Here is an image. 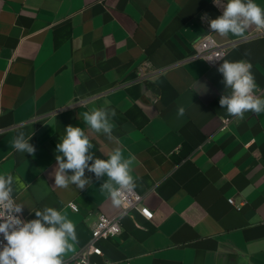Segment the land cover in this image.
Returning <instances> with one entry per match:
<instances>
[{
  "label": "crops",
  "instance_id": "crops-1",
  "mask_svg": "<svg viewBox=\"0 0 264 264\" xmlns=\"http://www.w3.org/2000/svg\"><path fill=\"white\" fill-rule=\"evenodd\" d=\"M205 13L222 9L212 0H0V175L19 179L24 220L53 207L76 226L62 258L88 240L98 213L120 209L100 189L106 176L85 170L84 189L54 185L56 145L72 125L96 157L120 148L134 158V190L152 212L130 209L120 232L98 241L93 264H264V111L229 116L218 72L225 60L251 63L264 98V30L220 36ZM205 33L228 44L212 65L188 57ZM101 107L116 112L115 140L84 123ZM19 132L34 154L12 148Z\"/></svg>",
  "mask_w": 264,
  "mask_h": 264
},
{
  "label": "clouds",
  "instance_id": "clouds-1",
  "mask_svg": "<svg viewBox=\"0 0 264 264\" xmlns=\"http://www.w3.org/2000/svg\"><path fill=\"white\" fill-rule=\"evenodd\" d=\"M213 3L222 9V14L215 19H208L207 13L202 16L212 32L243 37L253 26L264 30V8L254 0H213ZM251 69V63L244 60H225L218 68L225 88L231 89L230 94L221 95L219 104L236 119H243L246 112L264 111V98L254 94L257 85ZM177 114L183 116L185 109L179 107ZM115 115L114 109L101 107L84 112L83 120L94 132L103 133L111 141L116 139L111 122ZM30 139L31 136L19 132L11 146L17 152L34 154L36 148L29 143ZM93 147L84 129L68 125L56 145L54 185L59 188L75 185L84 189L89 184L85 170L94 173L98 180L106 176L108 179L100 189L109 194L113 205L120 207L127 193L136 187L130 167L134 158L125 159L121 149L116 148L108 159H100L91 151ZM14 182L19 179L11 174L0 175V234L3 236L0 264H63V254L72 248L69 241L77 239L76 226L53 207L35 211L34 219H21L24 206L13 197Z\"/></svg>",
  "mask_w": 264,
  "mask_h": 264
},
{
  "label": "built area",
  "instance_id": "built-area-1",
  "mask_svg": "<svg viewBox=\"0 0 264 264\" xmlns=\"http://www.w3.org/2000/svg\"><path fill=\"white\" fill-rule=\"evenodd\" d=\"M227 46V43L215 42L209 33H205L193 41L192 50L188 57H199L204 59L209 65H212L217 63L224 56ZM140 75L142 76L143 72L140 73ZM259 93L260 92L254 91V94L256 95ZM228 120V117L222 120V128L226 127ZM228 201L233 203L232 198H229ZM69 205L73 210H77V207L73 202H69ZM133 208L137 209L140 214L147 219L152 216L151 210L142 204V195L133 189L132 192L127 193V197L124 203L120 206L117 214L108 216L100 212L96 215L90 228V236L88 240L80 246L74 254L62 258L63 264H93L90 257L92 255L102 254L98 241L118 234L121 230V218ZM21 219H23L22 215ZM2 240L3 236L0 234V241Z\"/></svg>",
  "mask_w": 264,
  "mask_h": 264
}]
</instances>
